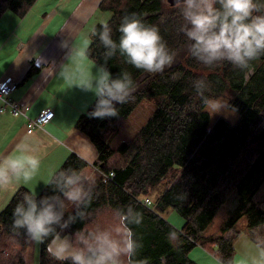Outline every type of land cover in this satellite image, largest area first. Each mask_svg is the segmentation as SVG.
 <instances>
[{"label": "trees", "instance_id": "1", "mask_svg": "<svg viewBox=\"0 0 264 264\" xmlns=\"http://www.w3.org/2000/svg\"><path fill=\"white\" fill-rule=\"evenodd\" d=\"M35 1L0 0V17L6 11L24 16ZM98 5L110 12L107 24L114 41L119 42L122 18L136 14L145 24L159 28L169 48L177 51L176 62L157 74L135 69L119 52L105 62L107 50L92 35L102 25L94 26L88 57L97 66L106 63L113 78L130 73L136 85L133 98L116 105L117 117L103 120L88 115L94 110L95 98L77 119L75 128L95 150L92 163L70 152L39 193L24 188L14 193L0 211V264H71L55 261L48 254L50 238L38 244L36 251V243L24 230L13 227L14 209L26 194L33 195L38 205L53 196L62 201L61 223L68 221V227H54L73 239L78 231L110 226L115 210L131 205L143 215L133 230L143 244L137 259L146 264H195L189 252L197 245L221 264H232L233 243L241 233L264 250V196L259 204L256 201L264 192V57L248 71L227 63L210 69L188 53L190 42L179 31L184 21L176 5L165 0H100ZM198 78L210 82L211 89L205 93L209 99L223 98L238 111L235 123L221 117L211 122L194 88ZM144 98L155 102L151 116L130 137L113 143L117 121L128 117ZM80 170L93 173L94 199L87 208L65 202L56 188L61 172ZM169 209L183 219L180 230L165 218ZM77 212H83L84 218L76 216ZM70 216L76 219L69 221ZM217 216L221 219L212 230ZM243 218L242 228L237 229Z\"/></svg>", "mask_w": 264, "mask_h": 264}, {"label": "clouds", "instance_id": "2", "mask_svg": "<svg viewBox=\"0 0 264 264\" xmlns=\"http://www.w3.org/2000/svg\"><path fill=\"white\" fill-rule=\"evenodd\" d=\"M176 6L184 24L179 31L187 38L188 53L207 68H216L224 63L233 69L248 71L253 62L264 57V0H176ZM119 42L113 40L112 29L105 23L98 36L105 51V62L117 52L127 64L146 73H163L176 62L177 51L169 48L155 25H147L136 14L124 16L118 29ZM86 50L71 47V56H85ZM74 73L64 71L65 80L72 81ZM176 79V76H173ZM81 91L92 93L97 98L90 118L105 119L119 115L116 107L128 103L136 90L130 73L124 72L113 78L106 63L95 67L87 78L76 85ZM194 88L201 96L206 110L212 115L231 109L223 98L209 99L205 93L211 84L206 78L194 81ZM19 155L0 156V192L12 190L21 181L30 182L38 172L41 160L37 149L30 141L21 140L13 150ZM94 180L82 170L61 172L56 188L63 197L79 208L89 207L94 199ZM57 206L61 209L57 211ZM65 205L57 197L40 200L26 194L13 213V227L24 230L25 235L37 244L47 243L46 251L58 262L71 264H146L137 259L143 248L133 226L142 223L143 215L131 205L117 208L113 223L105 228L96 227L74 234L61 235L54 226L68 227V221L61 223ZM83 212L76 216L84 218ZM70 216L69 221H74Z\"/></svg>", "mask_w": 264, "mask_h": 264}, {"label": "crops", "instance_id": "3", "mask_svg": "<svg viewBox=\"0 0 264 264\" xmlns=\"http://www.w3.org/2000/svg\"><path fill=\"white\" fill-rule=\"evenodd\" d=\"M36 13L26 12L19 17L6 11L0 17V80L10 77L16 83L9 98L27 107V117H35L46 107L53 110L54 116L41 129L27 134L25 117L13 116L9 109L0 113V156L9 153L19 155L13 150L21 140H25L37 149L35 154L41 160L40 168L30 182L25 184L21 181L12 190L0 192V211L20 188L39 193L70 152H75L88 163L96 158L89 140L75 128L77 119L91 104L94 95L76 87L81 79L88 76L78 70V64L87 67L90 63L70 59V55L63 57L61 52L43 56L48 42L44 36L45 28L43 25L39 27V16L29 23ZM38 36L45 37L43 42L37 40ZM64 71L73 72L74 79L65 80ZM198 250L195 258H191L189 252V258L195 264H214L211 260L214 257L203 247L199 246ZM232 264H242V261L233 258Z\"/></svg>", "mask_w": 264, "mask_h": 264}, {"label": "rangeland", "instance_id": "4", "mask_svg": "<svg viewBox=\"0 0 264 264\" xmlns=\"http://www.w3.org/2000/svg\"><path fill=\"white\" fill-rule=\"evenodd\" d=\"M99 1L100 0H36L27 11V14L37 12L31 17L29 23H32V21L36 20L39 16V27L43 25L45 28L44 36L48 38L46 39L48 42L45 44V54H43V56L58 52L63 53V57L69 56L71 47L77 50H86L87 52L94 26L97 24L103 25L110 19V12L100 9L98 5ZM43 38L38 36L37 40L43 42ZM70 59L88 61L90 65H87V67H84L82 63L78 64V70L85 72L86 75H89L94 71L95 67H97L87 54L85 56H71ZM95 98L96 97L93 95L91 104ZM155 107L156 105L152 98H144L128 117L119 119L117 121L119 128L117 133L113 135V143H118L121 138L130 137L138 131L151 116ZM220 117L230 123H235L239 117V113L237 110H229L220 114H210L211 122H214ZM88 175H93L91 170L88 171ZM263 196L264 192L257 197L256 201L258 204L259 200H263ZM65 202L68 201L66 200ZM262 206H264V204ZM164 216L169 218V220H167L176 230L182 227L183 219L174 210L169 209ZM220 219V216L215 218L211 226L212 230L216 227ZM243 224L244 218L239 221L237 229H241ZM230 235H232V233ZM37 245L36 243V251ZM234 246L233 258L236 261L241 260L242 264H264V250L254 244V242L252 243L244 233L236 237ZM198 249L199 246L193 248L190 253L191 258H195L194 256L197 251H199ZM208 254L214 257L210 252H208ZM214 258H211L213 263L220 264L217 259ZM34 264H36V262H34Z\"/></svg>", "mask_w": 264, "mask_h": 264}, {"label": "built area", "instance_id": "5", "mask_svg": "<svg viewBox=\"0 0 264 264\" xmlns=\"http://www.w3.org/2000/svg\"><path fill=\"white\" fill-rule=\"evenodd\" d=\"M15 85L16 83L10 77L0 80V113H2L5 109H9L13 116L21 115L25 117V132L30 134L35 130L41 129L45 124H47L53 118L54 112L51 108L46 107L41 109L35 117H27L25 113L27 107L25 105H19L16 102L11 101L9 98V95Z\"/></svg>", "mask_w": 264, "mask_h": 264}, {"label": "water", "instance_id": "6", "mask_svg": "<svg viewBox=\"0 0 264 264\" xmlns=\"http://www.w3.org/2000/svg\"><path fill=\"white\" fill-rule=\"evenodd\" d=\"M171 6L176 5V0H166Z\"/></svg>", "mask_w": 264, "mask_h": 264}]
</instances>
